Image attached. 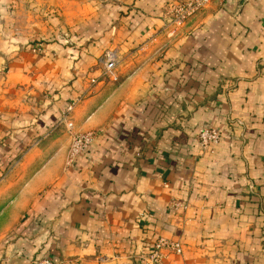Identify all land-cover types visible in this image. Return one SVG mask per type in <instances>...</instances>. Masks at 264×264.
I'll return each instance as SVG.
<instances>
[{
    "label": "crops",
    "instance_id": "0c3cea01",
    "mask_svg": "<svg viewBox=\"0 0 264 264\" xmlns=\"http://www.w3.org/2000/svg\"><path fill=\"white\" fill-rule=\"evenodd\" d=\"M178 1L0 0V264H143L159 237L184 246L162 264H264V0L172 32ZM91 78L71 120L98 134L68 164L62 117Z\"/></svg>",
    "mask_w": 264,
    "mask_h": 264
},
{
    "label": "built area",
    "instance_id": "2783aa9c",
    "mask_svg": "<svg viewBox=\"0 0 264 264\" xmlns=\"http://www.w3.org/2000/svg\"><path fill=\"white\" fill-rule=\"evenodd\" d=\"M211 1L212 0H181L172 3L167 9V26H169L172 32L181 30L191 18L202 12ZM32 51L35 53L40 52L41 46L38 44L34 45ZM101 61L106 72H111L118 64V54L115 50H109L104 54ZM97 81V78H92L90 80V86L75 97L74 100L69 102L63 114L62 121L66 123L70 135V147L67 157L68 164L73 163L79 156L87 152L98 134L96 131L76 132L74 130V123L71 120L73 110L86 96H89L90 93H92V87L97 84ZM221 139L222 133L217 127L204 125L198 130V142L202 148H210L211 146L218 144ZM171 207L175 211L187 209L186 204L177 201H173ZM166 251L175 254H182L184 247L181 242L159 237L146 256L147 264H158L165 257ZM39 264L53 263L50 260H42Z\"/></svg>",
    "mask_w": 264,
    "mask_h": 264
},
{
    "label": "rangeland",
    "instance_id": "374dc122",
    "mask_svg": "<svg viewBox=\"0 0 264 264\" xmlns=\"http://www.w3.org/2000/svg\"><path fill=\"white\" fill-rule=\"evenodd\" d=\"M210 5V4H209ZM208 5V6H209ZM207 6V7H208ZM206 7V8H207ZM205 8V9H206ZM204 9V10H205ZM182 30V29H181ZM178 32V31H177ZM36 44H38L39 46L41 45L39 42H37V41H35V43H32V44H30V45H32V46H34V45H36ZM33 48V47H32ZM109 50H115L116 52H117V54H118V64H117V66H116V68L113 70V71H111V72H106V70L104 69V66H103V63H102V58H103V56H104V54L106 53V52H108ZM31 51H32V49H31ZM33 52V51H32ZM124 56L122 55V53L117 49V48H109V49H106V50H103L101 53H100V55L97 57V64H98V66L100 67V69H101V78L102 79H105V80H109V81H111V82H113L114 84H118L119 83V81H120V75H119V72H120V67H121V65H122V63H123V61H124ZM92 79V78H91ZM90 79V80H91ZM98 79V81H99V78H97ZM90 80H89V82L85 85V87L83 88V89H81V91H80V93L82 92V91H84L85 89H87L89 86H90ZM98 81H97V84L94 86V87H92V93H93V90H95V87L98 85ZM79 93V94H80ZM90 95H91V93H90ZM89 95V96H90ZM89 96H86L84 99H86L87 97H89ZM83 99V100H84ZM83 100L81 101V102H83ZM80 102V103H81ZM79 103V104H80ZM78 104V105H79ZM63 123H64V121H62ZM65 124V126H66V123H64ZM205 125H210V124H205ZM204 126V125H203ZM211 126H213V125H211ZM215 127V126H214ZM201 128V127H200ZM199 128V129H200ZM74 130L76 131V132H79V131H77L76 130V128H74ZM197 138H198V136H197ZM7 186H6V184H3L2 186H1V189H5ZM164 238H166V237H164ZM167 239H169V238H167ZM170 240H173V239H170ZM175 241H178V242H181V241H179V240H175ZM181 244L183 245V243L181 242ZM184 247V246H183ZM149 253V252H148ZM148 253H145L144 254V257L142 258L143 259V264H147V262H146V256L148 255ZM175 253H172V252H165V257L158 263V264H162V262L163 261H165L168 257H170L171 255H174ZM175 255H181V254H175Z\"/></svg>",
    "mask_w": 264,
    "mask_h": 264
}]
</instances>
